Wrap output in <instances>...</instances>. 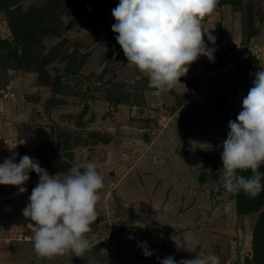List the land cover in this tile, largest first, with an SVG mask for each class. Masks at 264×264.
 I'll return each mask as SVG.
<instances>
[{
    "label": "rangeland",
    "instance_id": "374dc122",
    "mask_svg": "<svg viewBox=\"0 0 264 264\" xmlns=\"http://www.w3.org/2000/svg\"><path fill=\"white\" fill-rule=\"evenodd\" d=\"M45 1L16 0L10 15L0 8L1 43L15 45L9 19ZM118 3L59 1L47 22L32 27L30 61L0 68V164L14 153L17 163L24 155L39 164L52 157L57 142H46L56 126L69 138L58 153L94 162L104 183L99 216L85 234L91 249L51 259L37 256L34 225L22 215L39 176L29 172L23 193L0 185V264H159L198 252L220 264H263L252 235L264 205L248 211L244 194L239 206L223 185L221 153L224 112L235 121L264 68V0H218L201 21L216 37L208 45L214 62L201 56L167 91L150 87L127 62L111 30ZM20 113L28 119L17 123ZM206 156L216 158L213 167L203 166ZM45 170L61 179L68 173ZM143 242L152 256L143 255Z\"/></svg>",
    "mask_w": 264,
    "mask_h": 264
},
{
    "label": "clouds",
    "instance_id": "9594fccd",
    "mask_svg": "<svg viewBox=\"0 0 264 264\" xmlns=\"http://www.w3.org/2000/svg\"><path fill=\"white\" fill-rule=\"evenodd\" d=\"M217 4L218 0H119L112 9L115 23L111 30L117 34L115 39L127 62L148 77L149 86L167 91L181 84L180 78L201 56L214 62L216 49L208 45H214L216 37L202 28L201 21ZM254 75L241 111L235 121L228 122L221 153L225 189L234 194L243 191L250 198L264 190V171L260 170L264 166V68ZM27 119L24 113L15 117L17 123ZM17 155L0 164V185L16 186L23 193L29 172L39 176L22 210L34 225L37 256L51 259L71 252L82 257L91 249L85 234L99 216L96 206L99 190L104 187L97 165L73 162L61 179L58 174L50 175L28 155L15 162ZM246 171L250 172L247 177L238 174ZM141 247L145 257L153 255L146 242ZM159 264H220V258L198 252L193 259L179 261L167 256Z\"/></svg>",
    "mask_w": 264,
    "mask_h": 264
},
{
    "label": "trees",
    "instance_id": "16d2710c",
    "mask_svg": "<svg viewBox=\"0 0 264 264\" xmlns=\"http://www.w3.org/2000/svg\"><path fill=\"white\" fill-rule=\"evenodd\" d=\"M15 1L16 0H0V8H2V10L6 11L10 15L11 11H9V8L14 4ZM59 1L62 0H46L40 7H33L32 9L23 12L20 18L18 15L17 18H14L15 16H13L11 19H9V26L15 41V45L8 44L6 41L1 43L0 41V59L4 60V63H2L0 68H4V70L20 69L22 63H28V61H30V54L34 53V50L37 48L34 42L35 36L33 35L35 33V30L32 27H35L36 29L39 28L42 23L47 22L50 14H52L53 10L58 7ZM30 16L31 19L28 21L27 19H29ZM20 47L21 52L20 54H18L17 48ZM224 116L225 119L223 121L225 123L223 124V126H225V132L223 134V141L227 138V133L229 131L228 122L230 120L234 121V117L230 118L229 115L227 116V111L224 112ZM52 128L53 136L49 139L50 141L46 142L47 144L50 142H57V144L59 142L64 144L69 142L68 137H63L61 133H59L58 135V127L54 126ZM93 135L99 139V135L97 133H93ZM55 136H57V139H53ZM57 144L55 149H59V145ZM55 149H53L54 152L52 157H50L49 159H43L40 162V166L44 167V169L50 167L58 173H67L72 166L73 159L70 154L62 156L58 153L57 149ZM215 159L216 158L213 159L212 156H206V163L205 165L203 164V166L213 167L215 164L212 162H214ZM260 170L264 171V166H262ZM238 174H242L247 177L250 175V172H238ZM236 195L237 203L239 204V206L243 207V204H245V202H241V200L245 199L246 196L244 195L243 191ZM248 199L249 200L245 205L248 206L245 207L248 211H255L259 209L261 205H264V190H262L257 197L250 198L248 196ZM252 243L254 246V250L256 251L257 260L264 264V210L259 214L257 222L254 226ZM99 245H101V243H99ZM99 245H97L96 247L98 248Z\"/></svg>",
    "mask_w": 264,
    "mask_h": 264
}]
</instances>
